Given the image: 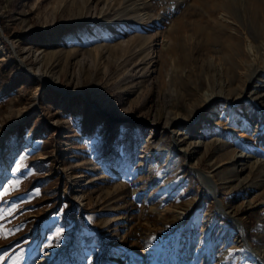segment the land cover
Segmentation results:
<instances>
[{"label":"rangeland","instance_id":"374dc122","mask_svg":"<svg viewBox=\"0 0 264 264\" xmlns=\"http://www.w3.org/2000/svg\"><path fill=\"white\" fill-rule=\"evenodd\" d=\"M200 2L0 0V264H264V41Z\"/></svg>","mask_w":264,"mask_h":264},{"label":"bare ground","instance_id":"6f19581e","mask_svg":"<svg viewBox=\"0 0 264 264\" xmlns=\"http://www.w3.org/2000/svg\"><path fill=\"white\" fill-rule=\"evenodd\" d=\"M194 1L199 4L200 0ZM241 3L244 5L243 10H239ZM200 11L203 12V17L205 18V24L197 26L201 41H211V43H218L220 41L221 50L224 54L223 58L220 57V60L225 59L228 65L225 71L234 75L235 70H239V73H241L239 74L240 81L246 83L244 73L248 69L244 61L247 57V52L242 48L243 37L240 35V32L241 30L246 31L247 38L253 41H264V0H208L207 2L206 0H201ZM220 15L227 16L238 24L237 27L233 28L235 33L229 31L231 28L230 25H224L221 22L222 20H219ZM242 18L246 21L245 25ZM252 74H254V71ZM36 75H39L44 83H51L54 88H59L58 81L48 80L40 73H37V71ZM167 82L172 88V91L175 92L171 78ZM214 99L215 97L212 96L203 98L199 102L200 112L205 111ZM5 152V149L0 148V165L5 171H10L8 161L4 157ZM212 154V151H209V156H212ZM226 158L230 159L229 157ZM223 160H225V157L220 161ZM181 216V219L185 217L183 214Z\"/></svg>","mask_w":264,"mask_h":264},{"label":"snow or ice","instance_id":"6c2138e0","mask_svg":"<svg viewBox=\"0 0 264 264\" xmlns=\"http://www.w3.org/2000/svg\"><path fill=\"white\" fill-rule=\"evenodd\" d=\"M19 169H20V165L19 164H17L16 165V167L15 168H13V171H19ZM19 186V182L17 181V182H15V183H13L12 185H10L9 187H3V186H0V187H2L3 188V190L2 191H0V198H3L4 196H6V195H8L9 194V191H10V189H15V188H17ZM37 194H39L38 193V191H37ZM10 214V213H9ZM3 215V213H0V216H2ZM57 236H59L60 235V233L59 232H57V234H56ZM0 238H6L5 236H3V235H0Z\"/></svg>","mask_w":264,"mask_h":264}]
</instances>
